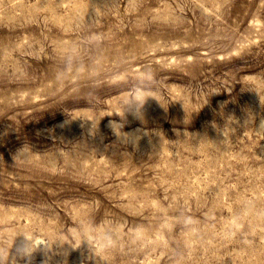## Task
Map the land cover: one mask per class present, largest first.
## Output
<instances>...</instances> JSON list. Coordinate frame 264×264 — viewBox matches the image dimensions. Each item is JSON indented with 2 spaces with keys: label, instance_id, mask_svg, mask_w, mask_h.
<instances>
[{
  "label": "rangeland",
  "instance_id": "374dc122",
  "mask_svg": "<svg viewBox=\"0 0 264 264\" xmlns=\"http://www.w3.org/2000/svg\"><path fill=\"white\" fill-rule=\"evenodd\" d=\"M0 264H264V0H0Z\"/></svg>",
  "mask_w": 264,
  "mask_h": 264
},
{
  "label": "clouds",
  "instance_id": "9594fccd",
  "mask_svg": "<svg viewBox=\"0 0 264 264\" xmlns=\"http://www.w3.org/2000/svg\"><path fill=\"white\" fill-rule=\"evenodd\" d=\"M187 223L192 224L194 223L191 219L187 220Z\"/></svg>",
  "mask_w": 264,
  "mask_h": 264
}]
</instances>
